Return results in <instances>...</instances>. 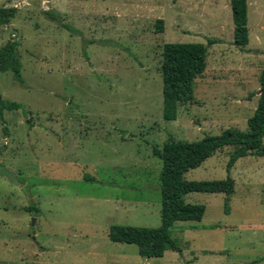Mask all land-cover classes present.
Instances as JSON below:
<instances>
[{
  "label": "rangeland",
  "instance_id": "obj_1",
  "mask_svg": "<svg viewBox=\"0 0 264 264\" xmlns=\"http://www.w3.org/2000/svg\"><path fill=\"white\" fill-rule=\"evenodd\" d=\"M248 4L250 40L242 49L231 0H0L17 9L0 24V48L18 43L24 79L0 71V99L22 105L5 109L0 121V261L264 264V156L240 157L229 169L231 147L185 173L188 180L231 176L235 192L228 210L225 193L185 195L206 212L172 226L182 253L145 257L136 244L108 237L115 224L161 225L163 162L155 146L248 129L264 68V0ZM209 37L220 41L208 45ZM168 42L208 45L195 100L182 103L175 120L163 117Z\"/></svg>",
  "mask_w": 264,
  "mask_h": 264
},
{
  "label": "trees",
  "instance_id": "obj_2",
  "mask_svg": "<svg viewBox=\"0 0 264 264\" xmlns=\"http://www.w3.org/2000/svg\"><path fill=\"white\" fill-rule=\"evenodd\" d=\"M234 21V43L244 49L249 44L248 0H231ZM15 7H0V24H9L15 17ZM62 26L68 25L53 10L45 12ZM156 29L163 32L165 20L156 21ZM220 39L208 38V45ZM208 45L199 42H168L162 48L161 74L163 78V117L175 120L182 103L193 102L195 80L203 75L208 66ZM18 43L8 41L0 48V71H12L16 80L24 83L22 63L17 56ZM259 101L253 115L248 119V129L229 127L220 134H206L197 140L170 138L162 147L155 146L153 154L162 162L161 171V219L158 227H138L115 224L109 228L108 237L115 242L136 244L145 257L163 256L166 250L183 252L182 245L172 236L171 228L177 221L202 220L206 205L185 200L189 192H222L226 194V209L235 192V180L224 179L188 180L185 173L201 165L208 157L231 147L228 168L240 157L264 156V68L259 77ZM22 105L0 99V121L4 123L5 109H18ZM7 131V127H5ZM28 208H31L28 207Z\"/></svg>",
  "mask_w": 264,
  "mask_h": 264
},
{
  "label": "crops",
  "instance_id": "obj_3",
  "mask_svg": "<svg viewBox=\"0 0 264 264\" xmlns=\"http://www.w3.org/2000/svg\"><path fill=\"white\" fill-rule=\"evenodd\" d=\"M248 7H249V4H248ZM7 251H11V250H14L13 248H11V247H6L5 248ZM6 262H2V261H0V264H5Z\"/></svg>",
  "mask_w": 264,
  "mask_h": 264
},
{
  "label": "water",
  "instance_id": "obj_4",
  "mask_svg": "<svg viewBox=\"0 0 264 264\" xmlns=\"http://www.w3.org/2000/svg\"><path fill=\"white\" fill-rule=\"evenodd\" d=\"M33 224H34V221H33Z\"/></svg>",
  "mask_w": 264,
  "mask_h": 264
}]
</instances>
